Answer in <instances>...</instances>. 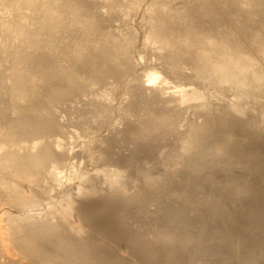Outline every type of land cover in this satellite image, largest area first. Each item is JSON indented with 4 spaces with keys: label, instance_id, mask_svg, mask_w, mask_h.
Wrapping results in <instances>:
<instances>
[{
    "label": "bare ground",
    "instance_id": "6f19581e",
    "mask_svg": "<svg viewBox=\"0 0 264 264\" xmlns=\"http://www.w3.org/2000/svg\"><path fill=\"white\" fill-rule=\"evenodd\" d=\"M1 1H3V3ZM1 1V4H5L6 6H3L4 8L2 10H8L7 13H9V16L7 17L4 14L8 19L3 20L5 17L2 16L3 19L0 21L1 28L3 27V29H5L3 32L6 31V35L4 34L6 37L4 36V38L8 40H6V42L2 38L0 41V264H264V220H257L258 222L255 220V222L253 219H250V215H247L248 219L253 222H250L251 224L248 223L250 226L248 225V228L246 226L245 230L241 229L244 231L243 233L246 237L243 235L241 236L240 232L242 231L240 229H236V231L234 225H232L234 227L233 229L236 232L240 231L237 236L235 233L234 236L233 233L231 234L233 231L231 230L232 227L230 229L231 231L227 229L230 231V233H227L223 228L225 226L221 227L220 225L214 224L210 226L206 223L194 222L191 217V212L200 211V206L203 203H199L200 206H198V202L193 200H202L203 197L191 199L193 196L191 198H187V196L184 202H182L184 206L181 203L179 207H166L164 201L161 200L163 204L160 202V199L159 201L157 199L159 196H161L160 198L162 199L163 195L158 193L159 191L161 192L164 187L160 186L162 189L159 188L161 190L158 189V193H156L155 184L157 185V183H160L159 180L157 182L156 178L152 175V178L146 177L151 179L150 181L146 180L148 184H151L149 186L147 185V187L145 186V188L142 186L145 185L142 184L145 181H140L142 182L140 183L141 187L139 186V190L137 192L134 191L135 193L133 192V194H127L129 193L128 191H131L128 189L130 185L127 186V182L114 185L112 190L115 196L113 195L109 200H106L104 204H100L98 201L85 204V201H82L78 196L79 199L77 198V200L81 202L77 200H75V202L81 205L78 204L79 206L77 205V207H75V204H73L75 202L72 203L71 201H67V198H59L56 200L57 195L49 193L51 190L59 187L62 188L61 190L64 192L63 185L66 184L70 187V184L74 182L75 179H79V182L80 180L83 182L86 179L85 176H87L86 173L89 170H83L84 168L82 169L80 167V163H78L80 164L78 167L77 161L79 159H77V161L74 159L84 154L83 150L89 148L87 146L88 144L92 149L93 141L95 143L97 142V140H93L92 142L86 140L89 143L87 142L85 149L82 148L83 153H78V150L75 152L76 150L71 151L68 149L67 145H69V139L72 141V138L70 136V138H68L67 134L71 135V130H74L73 127L78 125L75 121L74 123L76 125L70 121L71 125H74L73 127L71 126L73 129L68 127L70 126L67 125L68 120L73 117L71 111L75 112L74 109L76 108V112L79 109L80 112H78L81 113V110H83L85 111L84 113H86L85 119H87V121L91 119L92 121L94 120V122H86L96 123L97 118L101 114H104L105 117L110 114L111 110H109V108L112 109L114 107H111L113 105L112 101L115 99L114 97L117 93H119L122 83L130 79L129 76H132L134 63H132L133 58L128 54L129 49L131 50V45H129L131 41L123 39L122 36V38L120 36H115L116 32L114 33L113 30V34H111V31H105V25L108 26L110 24L112 27V25H114L113 23L116 20L118 21L120 16L125 13H127L125 14L127 16L128 12H130L129 10L132 11L136 9V11H138L137 9H141L144 4L148 5L145 13H148L146 18L147 22H150V31H148L146 41L149 44H160L159 50L157 49L158 51L156 52H158V57L162 60L161 63L165 68V70L164 68L162 70L168 72V75L172 73L176 76L178 75V77H181L183 80L191 79L192 81H188L189 83L186 84L181 83V85L176 86L177 88L175 87L176 91L170 92V80L163 75L161 70L159 71L155 68L147 72V74L145 73V79L139 78L140 75L138 74V76L134 74V79H132L134 81L129 80V83L132 81L131 83H135V85L129 84L131 86H129L130 88H128L126 93L132 97H129L131 99L129 100L130 106L127 105L131 108H139L140 110L138 111L146 112V115L144 112H142L144 113L143 115L139 112L141 116H145L138 117V114L137 124L133 121V123L136 124L133 132V139L138 141L136 144L141 142H139V140H143L141 143H144V141L147 142L146 144H148L147 147L149 149L144 151V147V149L141 150V146L138 148L141 151H138L142 153V155H146L147 160H151V158L156 159V155H158V157H162L161 155L163 153L166 155V149L169 147H164L163 141H166L170 133L172 135L173 131L176 130L177 132L178 128L180 129L181 122H186L185 120L187 117L185 118L184 116L187 114L180 117L182 112H186L185 109H190V107L194 108L195 106L199 108L198 110L200 111L201 108H204V110H211L210 108L213 107V103L211 104V102L210 104H203V101H205L204 99L207 97V93L204 92L205 89H203V91L200 89L202 88L201 86L196 85L199 84V79H208L207 81H211L210 85L212 86H215L216 83L219 85L225 83L224 85L226 88H233L238 91L236 93L240 100L241 97H249L250 93L252 91L254 92L252 88L259 89L261 87L260 82L264 83L262 82L264 81V0H178V6H176L177 4H172L175 0L172 2L171 0ZM255 6H261V8L258 7V9ZM129 15H131V13ZM225 16L228 18L232 17L231 19L235 21L237 26L233 24V27L226 31L221 30L224 29L221 27V22ZM256 16H259L260 19ZM28 17L31 19L30 22L26 20ZM206 19L213 22L211 27H205L204 24ZM227 20L228 19H226V21ZM254 20L257 27L260 24L258 25L256 22H260L259 20H261L262 23H260L262 26H260L261 28L256 27L257 30L256 32L254 31L255 34L252 31L254 35H251V30L254 29H252ZM117 21L115 23H117ZM231 23L233 22L231 21ZM117 26L119 27L118 24ZM72 29L77 30V32L81 34L79 37L80 39H75L76 36L74 35L76 31L74 34ZM99 35H103V39L100 38V41H98ZM117 35H119V33ZM97 36L99 37L97 38ZM94 37H96L97 40L94 39L95 41H93ZM78 42L80 46L77 44ZM64 62H66V64ZM193 78L198 79L196 80L197 82L195 79L192 80ZM191 84H195V86H191ZM258 85L260 86L259 88ZM99 86H101V88H99ZM204 86H206V84ZM257 91L258 90H256V92ZM223 94L225 95V91ZM223 94L220 96H223ZM223 97H221V100ZM239 99L233 104V109L237 111L236 113L248 114L249 112H246L248 108L244 104H241L242 101H239ZM245 100L243 99V102ZM244 106L246 108H244ZM122 107L123 106H121V108ZM208 110H206V112H208ZM61 111L63 114H65L64 112L68 114L65 120V123L67 122V127L63 126L65 124L62 125L60 122L62 119H60ZM128 111L131 110L129 109ZM107 112L109 113L107 114ZM187 112L189 111L187 110ZM76 114L78 115V113ZM223 114L226 113H222V115ZM68 116L70 117L68 118ZM134 116H136V114ZM102 117L98 118L99 120L97 123L102 121L100 119L105 118ZM182 117H184L185 120H183ZM207 117L204 119L206 120ZM82 118H84V114ZM213 118L211 119V115L209 116L211 122ZM77 119L78 122L80 120L82 121L80 118ZM105 119L108 120L107 118ZM181 119L183 121H181ZM209 119L207 118V120ZM195 122L196 119L192 123ZM206 122L204 121L203 123ZM211 122L210 125L212 126L214 123L211 124ZM97 123L95 125H97ZM192 123L190 125L193 127V131H188V137L186 138L188 141H186V139L184 141L178 139V141L182 143L185 142L182 144L183 146L186 144L184 148L180 145L183 151L186 150L184 152H188L191 150L192 155H190V157L186 156L188 159L184 157L186 155L185 153L179 155L181 159H183V156L184 159L188 160L189 165H186L190 167L189 171L198 175V173L196 174V172L200 171L198 168H201L203 165L210 166V164L207 162L206 164L205 161L212 153L215 154L217 151H220V153H227L230 151L228 144L232 142L231 137L233 140V136L228 134L229 137H226L228 139L224 138L225 141H220L217 139V135H214L216 134L214 131H216V129H218V131L221 129L214 126L216 129L214 130L211 127L214 131L212 130L213 132H210V127L208 126L207 128L205 126L207 124L204 125L201 121L199 123H202L201 125L195 123L193 126ZM85 124V128L81 126L83 125V121L82 124L80 123L78 125L83 128V133H86L91 125L89 124L88 127L86 124L88 127L86 128ZM98 125L101 126V124ZM187 125H189L188 122ZM100 126H95V128H99ZM183 127L187 128V126ZM91 128H93L92 125ZM129 128L128 130H130ZM64 129L66 131L70 130L71 132L67 131L70 132L67 133ZM84 129H87L86 132ZM131 129L133 130V128ZM75 131L77 132V130ZM91 131L93 132L95 130ZM185 131L187 130L185 129ZM73 133L75 136V132H72V134ZM91 134L92 133H90V135ZM218 134H220V131ZM87 135L86 137L90 136ZM71 136L74 137L73 135ZM171 141L169 143H171ZM72 142L71 145L75 143L74 141ZM98 143V145H100L101 142ZM175 145V147H177V144ZM73 146L75 147V145ZM105 147L107 148V146ZM70 148H72V146ZM104 148L103 150H105ZM109 148L110 149L105 151L100 150L101 152L103 151L102 154H99V157L96 156L99 158L100 167H102V169H99L103 172H107V176L114 173L115 179L117 178L118 182L120 179L122 181L129 176H131V181H133L136 174L132 177L133 174H131V172L128 173L129 176L123 174V172L126 171L125 168H129L136 163H134L135 158L132 160L129 156L130 159L124 160L117 151L115 152V150H112L113 147ZM233 149L232 151H234ZM88 150L90 151V148ZM87 151L85 153L86 155ZM142 151H144V153ZM168 152L170 153L171 151ZM180 152H182V150ZM89 153L91 154V152ZM232 154L231 152L230 155L232 156ZM171 155L168 158V154L164 162H167V164L176 163V165L183 166L177 162L180 158L177 159L178 154L172 157ZM222 156L223 154L221 153V157ZM215 159L212 160L216 162L217 160L215 161ZM219 160L220 159H218V161ZM98 161L96 160L97 164H99ZM159 161L156 162L159 163ZM214 162H212L214 166L211 163V169H213V167L215 168L216 164H219L217 162L214 164ZM167 164L165 163V165ZM176 165V169L173 167L174 165H171L175 171L178 169ZM220 165L221 164L218 166L220 167ZM171 166L170 168H168L169 166H164L165 169L168 168L165 170V175L172 172V170H170L171 172L169 171V173H167V170L172 168ZM66 168H74L70 170L71 172L69 171L70 175L68 172L69 176L65 174ZM151 168L153 169L152 166ZM149 170H142V173H140L145 176V173L149 172ZM67 171L68 170H66V172ZM162 171L160 170V172ZM174 172L171 173L172 176L178 173V171ZM180 172L181 171H179V173ZM95 173L97 172L95 171ZM183 173L181 174L183 175ZM178 174L176 176L180 178L181 175ZM96 176L97 175H95V177ZM172 178L174 182L175 178ZM179 178L178 180H180ZM181 179H184V176ZM89 180L91 181H88V184L91 185L90 183L94 179L92 177ZM65 181L71 183L67 184ZM181 181L183 182V180ZM195 181L197 182V180ZM84 182L86 183L87 180ZM84 182L80 183V187L85 184ZM166 182L170 183L168 181ZM188 182L190 181L188 180ZM129 183L130 182H128V184ZM89 187L91 189L92 185ZM186 187L187 186H185V188ZM244 187L248 188L246 185ZM152 188H155L151 191L152 194L155 192V196L157 197L154 195L150 196V194L146 192L147 190L149 192ZM201 188L202 187L197 184V191ZM80 189L81 188H79V190ZM82 189L84 190L85 187ZM237 190L241 192L240 188H233L231 192L235 196L240 195L241 193L237 194ZM90 191L91 190H89V192ZM89 192H87V194ZM253 192H256V190ZM79 193L83 194L85 191H79ZM94 193L93 190L92 194ZM233 194L230 195L232 196ZM85 195L86 193L84 196ZM90 195L91 193L86 199L89 198ZM205 196H207V194ZM172 197L173 196H171V198ZM207 197L208 198H204V200L206 199L207 201L205 202L211 206L208 212L212 214L211 216H213V219H219L218 216L224 215V217H228V219L231 218L232 220V216L234 215L231 214L233 213L227 214L228 216L224 214L226 211H224L225 206L228 205L227 203V205L224 206L225 203L223 204L221 202L222 199L220 200V198L213 196V194ZM171 202L174 203V201ZM46 203L49 205L47 210L48 214H45L46 212L43 214L42 212L41 214H43V216H40L38 210ZM109 204L115 207V213H110L108 208ZM250 206L252 207V205L249 204V207ZM255 206L254 208L252 207L253 209L250 207L252 212L249 211L250 208L245 209L248 210L247 212H249V214H252L251 216L254 219L256 218V214H258L257 217L259 218V215L262 213L260 212L259 214V211H263L260 210L261 208H255ZM13 208L19 211L20 216H16V214L13 215L15 213L12 211ZM133 208L135 209L133 210ZM196 208H199V210H196ZM127 209L130 210L128 212L132 210V214H135L131 216V219L134 220L132 223L126 221L128 220L126 215L130 218V213L127 212ZM228 209L230 211L232 210L230 207ZM257 209H259V211H256L257 213L253 211ZM229 210H227V213H230ZM125 212L128 214L126 213L124 215L123 213ZM137 215L144 216L145 220L144 217L140 220V216ZM261 216L264 217L262 214ZM6 217L8 220L7 222H9L8 224H10L9 228L2 225ZM20 220H23L24 223ZM136 220H139V222H135ZM229 226L231 225L229 224ZM6 230L11 231V238L9 240L3 238L4 231ZM250 233L252 236H249ZM242 248L245 251L244 253L243 251L241 252ZM25 259L28 261H25Z\"/></svg>",
    "mask_w": 264,
    "mask_h": 264
},
{
    "label": "rangeland",
    "instance_id": "374dc122",
    "mask_svg": "<svg viewBox=\"0 0 264 264\" xmlns=\"http://www.w3.org/2000/svg\"><path fill=\"white\" fill-rule=\"evenodd\" d=\"M1 1V0H0ZM149 1V0H148ZM173 0H171V2H172ZM177 1L178 0H175V1H173L172 2V4L173 5H176V6H178V3H177ZM2 3H3V1H1ZM1 2H0V12H1V14H0V21H2V19H3V17L2 16H4L5 18H6V16L8 17L9 16V13H7V11L8 10H6V9H4V10H6V11H3L2 9L4 8V7H6L5 6V4H1ZM175 2V3H174ZM179 2V1H178ZM180 4V3H179ZM181 5V4H180ZM4 6V7H3ZM146 7H148V5H146V4H144V6L143 7H141V9H137L138 11H136V9L135 10H129L130 12H128V17H129V19H128V17L125 15V14H127V13H125L124 15L126 16H124V15H122V16H120L119 18H118V21H117V23H113L114 25H112V27L110 26V24L108 25L109 27H110V29H109V27L107 26V25H105L104 27V30L105 31H111V34H113V32L116 34H114L115 36H122L123 37V39H128V40H130L131 42H130V44L129 45H131V50L129 49V56L131 57V58H133V60H132V63H134L135 64V66H134V64H133V67H134V72H133V70H132V76H129L130 77V79H127V80H125L123 83H122V85H121V88L119 89V93H117V95L114 97L115 99H113V101H112V106L111 107H113L112 109L111 108H109V110H111L110 111V114H108L109 112H107V114H108V116H104V114H101L98 118H100V117H102V118H107L108 120H106L105 118L104 119H100V120H102L101 122H99V123H97V121L99 120L97 117V121H96V123H97V125H95L96 123H87V122H94V120L92 121V119L90 120V121H87V119H85V114L86 113H84L85 111H83V110H81V113H79L80 111H79V109H78V111L76 112V108L74 109L75 110V112H73V111H71L72 113H73V117H71V119L70 120H68V124L67 125H70V126H68L70 129H73L74 128V130H71L72 132H75V134L77 135H75L74 136V133L72 134V132L70 131V130H67V131H70V132H67L65 129H67V128H65L64 129V131L65 132H67V133H70L71 135H73L74 137H72L71 135H68L67 134V136H68V138H72V141H74L75 143L73 144V145H75V147L73 146V145H71V142L72 141H70V139H69V145H67V147H68V149H70L71 151L73 150V151H75V152H77V150H78V153H83L84 152V154H79L80 156H81V159H80V156H79V158H78V156H77V158H75L74 160H76L77 161V159H79L78 161H77V164L78 163H80V164H78V167H79V165H80V167L83 169V170H89L87 173H86V175L88 176H85V180L84 181H86L87 180V182L85 183L84 181V185L82 186V187H80V183H83L81 180H80V182H79V179H75V181H76V183H75V181L74 182H69V181H65V183H67V184H69V183H71L70 184V187H69V185H66L65 183V185H63L62 187H63V189H64V192H63V190H61L62 188H55V189H53V190H51L49 193L50 194H56L57 196H56V200H58L59 198H67V201H71L72 203L73 202H75V200H77V198H78V196H79V198L83 201H85V204H89V202L90 203H92V202H100V204H104V202L106 201V200H109L113 195H114V192H113V190H112V188H113V186L114 185H117L118 183H122V182H124V183H126L127 182V186L128 185H130V186H128L127 188L129 189V190H131V191H128L129 193H127V194H133V192L135 191V192H137L138 190H139V188L141 187V184L140 183H142V182H144V183H142V184H145V185H142V186H146L147 187V185L149 186L150 184H148L147 183V181L146 180H151L150 178H152V176H154L155 178H156V180H157V182H158V180H159V183L160 184H158L157 182V185L155 184V186H156V190H155V192L156 193H158V189L159 188H161V187H164L163 188V190L162 191H164V192H160L159 191V193L158 194H160V195H163V197H162V199L160 198L161 196H159L157 199H158V201H159V199H160V202L161 203H163L162 201H164V203H166V204H164V205H166V207H179V205H181V203L182 202H184V200L186 199L185 197H187V198H191L192 196V198L191 199H194L195 197V199H197L198 197L199 198H202L203 197V201L201 200V199H197V200H193V201H197L198 202V204L199 203H203L201 206H200V204L198 205V206H200V211H195V212H191V217H192V219H193V221L194 222H202V223H206V224H208V225H210V226H212V224H214V225H220L221 227H223V226H225V227H223L224 228V230L227 232V233H230V231L231 230H233L232 232H231V234L233 233V236H234V233H235V235L237 236L238 235V233L240 232V231H238V232H236L237 230H241V229H246V226H247V228L250 226L249 224H251L253 221H262V220H264L263 218L264 217H262L261 216V214L264 216V95H262V94H264L263 92H264V83H261L260 82V86L258 85V88L259 89H255V88H252V90H254V92L252 91L251 93H253V94H251L250 93V95H249V97L246 99L245 97H241V100L238 98L239 96L237 95V93L236 92H238L237 90H235V89H233V88H226L225 87V83H221L220 85L219 84H217L216 83V85H218V86H212V85H210V82L211 81H207V80H205V79H199L200 81H199V84H196V85H198V86H201L202 88H200L202 91H203V89H205L204 90V92H206L207 93V97L204 99L205 101H203L204 103L203 104H205V103H209L210 104V102H211V104H212V108H210L211 110H208V109H206V110H208V112H206V110H204V108H201V109H203V110H201L200 109V111L198 110L199 108H197V107H195L194 106V108L193 107H190V109H185L186 110V112L184 111V112H182L181 114H180V117L181 116H184L185 114H187V115H185L184 117L186 118V120L184 119V117H182V119L183 120H185L186 122L184 123V122H181V125H182V123H183V125L181 126L180 125V129L178 128V130H177V132H176V130L175 131H173L172 132V135H171V133H170V135H168L167 136V138H166V141H167V143H166V141H163V145H164V147H169L168 149H166V152H165V154L166 155H164V153L161 155L162 157H158V155H156L155 157H157L156 159L155 158H151V160H147V158H146V155L144 156V154L142 155V153H140L139 151H141V150H143L144 149V147H145V149H144V151L145 150H148L149 148L147 147L148 146V144H146L147 142H145L144 141V143H141L143 140H139V144H136V143H138V141H135L133 138H134V135H133V132H134V128H135V125L137 124L136 123V121H137V116H138V114H139V116L138 117H144L145 115H146V112L145 111H138V110H140L139 108H131V107H129L130 105H129V100H131L129 97L131 96V95H129L128 93H126L127 91H128V88H130L129 86H131L132 84L133 85H135V83H131L132 81H134V80H132V79H134L133 77L136 75V76H138V75H140L139 76V78L141 77V78H143V79H145L144 78V75H146L147 74V72H149V71H151V70H153L154 68L155 69H158L159 71L161 70L162 71V73H163V75L165 76V77H167L168 78V80H170L169 81V87H170V92H174V90L176 91V86H178V85H181V83L182 84H186V83H189L190 81H191V79L190 80H188V79H182L181 77H178V75L176 76L175 74H172V73H170L169 75H168V72H166V71H164L165 70V68H164V66H163V64L161 63V59H159L160 57H158L159 55H158V52H156V51H158L159 50V45H158V43L156 44V43H153V44H149V43H147V41H146V37H147V34H148V31H150V22L148 23L147 22V18H146V16H148V13H145L146 11H147V8ZM180 7V6H179ZM255 7H257V6H255ZM259 7V6H258ZM257 7V8H258ZM259 8H261V6L259 7ZM258 8V9H259ZM125 9V8H124ZM257 9V10H258ZM128 10V9H127ZM136 11V12H135ZM3 12V13H2ZM133 12H134V14H133ZM131 13V15H129ZM138 13V14H137ZM144 13V14H143ZM3 14V15H2ZM6 16H5V15ZM146 14V15H145ZM144 15V16H143ZM260 15V14H259ZM124 16V17H123ZM227 16V15H226ZM225 16V17H226ZM223 18V19H225V20H223L222 19V22H221V24L223 25V22H224V25L222 26L221 24H220V22H219V24L221 25V27L222 28H224V29H221V30H224V31H226L227 29H229V28H231V27H233L232 25L234 24V26H237V24L235 23V21L233 20V19H231L230 17V19L228 18V17H226V18ZM256 17H258L259 19H260V17L259 16H256ZM256 17H255V19H256ZM3 19V20H7L8 18H6V19ZM122 18V19H121ZM124 18H126V19H124ZM207 18H209V17H207ZM120 19V20H119ZM210 19V18H209ZM226 19H228L227 21H226ZM26 20H29L28 22H30L31 21V19H30V17H28ZM230 21V22H229ZM231 21L233 22V23H231ZM257 21V20H256ZM260 22H261V20H259ZM120 22V23H119ZM125 22V23H124ZM227 22V23H226ZM260 22H256L259 26L257 27V25H255V20L253 21V25H252V29L253 30H251V35H254L255 34V32H256V30H257V28H261L260 26H262V22L260 23ZM182 23V22H181ZM115 24H116V26H115ZM117 24L119 25V27L117 26ZM121 25H122V27H121ZM124 25V26H123ZM205 27H211L212 25H213V22H211V21H209V20H207L206 19V21H205ZM114 26V27H113ZM230 26V27H229ZM115 27H117V28H115ZM257 27V28H256ZM121 28V29H120ZM226 28V29H225ZM256 28V29H255ZM264 28V27H263ZM2 29V30H1ZM117 29V30H116ZM3 30H5V29H3V27L1 28V26H0V41L2 40V38L4 39V41H6L7 40V38L5 39L4 38V36L6 35V31H4L3 32ZM112 30H113V32H112ZM115 30V31H114ZM76 31V32H75ZM254 32V34H253V32ZM1 32H2V34H1ZM72 32L75 34H73L74 36H76L75 37V39L76 40H78V39H80L79 37H80V33L79 32H77V30H73L72 29ZM147 32V33H146ZM119 33V35H117ZM122 33V34H121ZM5 34V35H4ZM100 36V37H99ZM99 36H97V38L99 39L98 41H100V38H102L103 39V35L101 36V35H99ZM6 37V36H5ZM121 37V38H122ZM94 39H96V37H94L93 38V41H95ZM97 40V39H96ZM112 40H113V38H112ZM8 41V40H7ZM6 41V42H7ZM80 42V41H79ZM79 42L77 43L79 46H80V44H79ZM129 42V41H128ZM158 45V46H157ZM77 46V45H76ZM153 46V47H152ZM158 48H157V47ZM154 47H156V48H154ZM152 48V49H151ZM158 49V50H157ZM155 51V52H154ZM155 53V54H154ZM131 54V55H130ZM155 59V60H154ZM65 64H66V62H64ZM162 66V67H161ZM164 68V70H162ZM136 69V70H135ZM146 73V74H145ZM135 74V75H134ZM138 74V75H137ZM143 76V77H142ZM176 76V77H175ZM132 77V78H131ZM195 78H193L192 80H194ZM129 80H132V81H130V83H129ZM196 80H198V79H195V81ZM127 81V82H126ZM189 81V82H188ZM192 82V81H191ZM194 82V81H193ZM197 82V81H196ZM209 84H208V83ZM262 82H264V81H262ZM171 83V84H170ZM202 83V84H201ZM259 83V82H258ZM128 86H127V85ZM129 84H131V85H129ZM195 84H191V86H195ZM206 84V86H204ZM222 85H224V86H222ZM174 86V87H173ZM204 86V87H203ZM210 86H212V87H210ZM222 86V87H221ZM96 87H98V86H96ZM126 87H127V89H126ZM173 87V88H172ZM176 87V88H175ZM219 87V88H218ZM99 88H101V86H99ZM217 88V89H216ZM224 88H225V90H224ZM102 89H104V88H102ZM207 89H209V90H207ZM214 89H216V90H214ZM256 90H258L257 92H256ZM224 91H225V95L223 94L224 93ZM223 92V93H222ZM235 92V93H234ZM210 93V94H209ZM212 93V94H211ZM255 93V94H254ZM256 93H258V94H256ZM260 93V94H259ZM221 94H223V96H225V97H223V96H220ZM229 96H228V95ZM210 95H212V96H210ZM217 96V98H216V96ZM128 96V97H127ZM228 98H227V97ZM235 96V97H234ZM255 96V97H254ZM262 96V97H261ZM132 97V96H131ZM213 97V98H212ZM221 97H223L222 98V100H221ZM258 97H260V98H258ZM127 98H129V99H127ZM209 98V99H208ZM220 98V99H219ZM229 99H230V101H229ZM235 99V100H234ZM238 99H239V101H242V103L241 104H244L248 109H250V110H248V109H246L247 111V113L248 114H246V113H242V114H239V113H236L237 111H235V109H233V104L234 103H236L237 101H238ZM243 99L245 100L244 102H243ZM217 100V101H216ZM237 100V101H236ZM258 100V101H257ZM115 101V102H114ZM207 101V102H206ZM215 101V102H214ZM222 103V104H221ZM248 103V104H247ZM129 106H128V105ZM215 104H216V106H215ZM230 104V105H229ZM121 106H123L122 108H121ZM215 106V107H214ZM244 106V108H246ZM249 106V107H248ZM124 108V109H123ZM155 108V107H154ZM232 108V109H231ZM127 109V110H126ZM131 110V111H128V110ZM135 109V110H134ZM73 110V109H72ZM125 110V111H124ZM137 110V111H136ZM187 110L189 111V112H187ZM235 112H234V111ZM255 110V111H254ZM113 111V112H112ZM123 111V112H122ZM232 111V112H231ZM62 112V111H61ZM71 112H70V114H71ZM136 112V113H135ZM138 112V113H137ZM143 115L144 113H145V115L144 116H141V114ZM142 112H144V113H142ZM195 112V113H194ZM204 112V113H203ZM214 112V113H213ZM65 114H63V112L61 113V116H60V119H61V123H62V125L63 124H65V125H63V126H65V127H67V125H66V123H65V120L67 119V113L66 112H64ZM75 113V114H74ZM76 113H78V115L79 114H82V115H79V117H78V115L76 114ZM221 113V114H220ZM222 113H226V114H223L222 115ZM235 113H236V115H235ZM83 114H84V118H82L83 117ZM136 114V116H134ZM201 114V115H200ZM214 116H213V115ZM246 114V115H245ZM63 115V116H62ZM64 115H65V117H64ZM211 115V119L213 118V120H212V122H211V120L209 119V116ZM71 116H72V114H71ZM110 116V117H109ZM208 116V117H207ZM216 116V117H215ZM220 116V117H219ZM224 116V117H223ZM70 116H68V118H69ZM134 117H136V118H134ZM205 117H207L209 120H210V122H211V124H213L212 126L210 125V122H209V120H207V118H206V120H207V122H206V120L204 119ZM222 117H223V119H222ZM239 117H240V119H239ZM246 117V118H245ZM75 118V119H74ZM77 118H80V119H82V121H83V125H81V126H84V124L86 123L87 125H88V127H89V124H91L92 125V127L94 128H91V125H90V127L88 128L87 127V125H86V128H88L89 130L87 131V132H89V133H87L86 132V130L87 129H84L85 130V132L88 134V135H90V133H92L90 136H88L86 133H83L84 131H82V129L83 128H85V126L82 128L81 126L79 127L78 125L81 123L82 124V121L80 120L79 122L77 121L78 119ZM96 118H94V119H96ZM134 118V119H133ZM218 118V119H217ZM232 120H231V119ZM248 118V119H247ZM59 119V120H60ZM77 119V120H76ZM132 119V120H131ZM181 119V121H183ZM195 119H196V124L197 125H201L204 121L206 122V123H203L204 125L205 124H207V125H205L207 128H208V126L210 127V132H213L216 128H214V126L215 127H217V128H219V129H221V130H219L220 131V134H218L219 133V131H218V129H216V131H214V132H216V134H214L216 137H217V139H219L220 141H225V139H228V138H226V137H229L228 136V134L230 135L231 134V136H233V140H232V137H231V141L232 142H230V144H228V146H229V150L233 153L232 154V156L230 155L231 154V152L230 151H228L227 153L226 152H221L222 154H223V156L221 157V153H220V151H217V152H215V154L216 153H218V154H213L212 153V155H213V158H212V155L211 156H209V157H211V158H209V157H207L206 159L208 160H206L205 161V163L207 162V163H209L210 164V166L209 165H203V166H201V168H198V170H200V171H198V172H196V174L198 173V175H195L192 171H189L190 169V167L188 166L189 165V162H188V160H186V159H188V157H190V155H192V151L191 150H189L188 152H184V151H186V150H184L183 151V148H184V146L186 145H182V144H184V143H182L181 141H184L188 136H187V134H188V131L189 130H191V131H193V127L190 125L192 122H194L195 121ZM204 119V120H203ZM64 121V123H63V121ZM130 120V121H129ZM190 120H191V122H190ZM203 120V121H202ZM223 120V121H222ZM70 121H72V123L73 124H75L74 123V121L76 122V124L78 123V127L77 126H75V127H73L72 125H71V122ZM87 121V122H86ZM106 121V122H105ZM109 121V122H108ZM133 121H134V123H136V124H134L133 123ZM199 121V122H198ZM200 121L202 122L201 124H199L200 123ZM216 121V122H215ZM103 122H104V125H103ZM128 122H129V124H128ZM187 122L189 123V125H187ZM222 122V123H221ZM224 122V123H223ZM112 123V124H111ZM195 123H192L193 124V126H194V124ZM219 123V124H218ZM75 124V125H76ZM98 124H101V126L100 125H98ZM134 125V127H133V125ZM209 124V125H208ZM217 124V125H216ZM228 124H229V126H228ZM120 125V126H119ZM127 125H131V126H127ZM222 125V126H221ZM225 127H224V126ZM227 125V126H226ZM73 128H72V127ZM95 126H100L99 128H97V130H96V128H95ZM124 126V127H123ZM183 126H187V128L186 127H183ZM190 127V129H189V127ZM103 127V128H102ZM115 127H116V129H115ZM129 127H131V128H133V130L131 129V128H129ZM191 127H192V129H191ZM214 129H212V128ZM222 127H223V129H222ZM68 128V129H69ZM80 128V129H79ZM90 128H91V130H95V131H91L90 130ZM120 128H122V129H120ZM128 128L130 129V130H128ZM183 128V129H182ZM242 128V129H241ZM126 131H125V130ZM182 129V130H181ZM185 129L187 130V131H185ZM75 130H77V132L75 131ZM122 130V131H121ZM213 130V131H212ZM98 133H97V132ZM184 133H183V132ZM81 132V133H80ZM128 132V133H127ZM176 132V133H175ZM179 132V133H178ZM186 132V133H185ZM190 132V131H189ZM117 133V134H116ZM132 133V134H131ZM249 133V134H248ZM80 134H81V136H80ZM83 134V135H82ZM90 138H88V137H86V135ZM99 134V135H98ZM175 134V135H174ZM177 134H180V135H177ZM183 134H184V136H183ZM185 134H186V136H185ZM79 135V136H78ZM97 135V136H96ZM175 137H174V136ZM177 135V136H176ZM182 135V136H181ZM212 135H213V133H212ZM213 135V136H214ZM70 136V137H69ZM96 138H95V137ZM115 136H117V137H115ZM173 136V137H172ZM77 137V138H76ZM99 137V138H98ZM110 137V138H109ZM166 137V136H165ZM180 137V138H179ZM185 137V138H184ZM219 137V138H218ZM73 138H75V139H73ZM91 138H95V139H91ZM173 138V139H172ZM183 138V139H182ZM225 138V139H224ZM103 139V140H102ZM130 139V140H129ZM175 139V140H174ZM178 139L179 140H181V141H178ZM221 139H223V140H221ZM86 140H88L89 142L91 141H93V140H97V142L95 143L94 141H93V145H92V147L94 148H92L91 149V147L89 146V144L87 145V142L88 141H86ZM109 140V141H108ZM133 140V141H132ZM165 140V139H164ZM171 141V143H169L170 141ZM169 141V142H168ZM175 141V142H174ZM186 141H188L187 139H186ZM80 142V143H79ZM88 142V143H89ZM98 142H103L102 143V145H101V143H100V145H98L99 143ZM118 144H117V143ZM134 142H135V144H134ZM177 142V143H176ZM73 143V142H72ZM95 143V144H94ZM130 143H133V144H130ZM180 143V144H179ZM187 143V142H186ZM232 143V144H231ZM85 144V145H84ZM112 144V145H111ZM129 144V145H128ZM145 144H146V146H145ZM167 144V145H166ZM171 144V145H170ZM175 144H177V147H175L176 145ZM65 145V146H66ZM72 146V148H70L71 146ZM86 145L90 148V151L88 150L89 148H86ZM90 145H91V143H90ZM97 145H98V147H97ZM107 146V148L105 147V146ZM111 145V146H110ZM135 145H136V148H135ZM139 145V146H138ZM169 145V146H168ZM172 145H174V146H172ZM183 147H181V146ZM231 145V146H230ZM82 146V147H81ZM84 146V147H83ZM128 146V147H127ZM142 146V147H141ZM178 146H180V147H178ZM105 147V148H104ZM109 147H113L112 148V150H115V152L117 151V153H119V155L120 156H122V158H124V160H126V159H130V157L132 158V160L134 159V163L135 164H133V165H131V167H129V168H131V169H129V168H125L126 169V171H124L123 172V174H125V175H128V173H130L131 172V174H133L132 175V177H134V175L136 174L137 175V177H136V175H135V177H134V179H133V181H131V176H129V177H124L125 178V180L123 179L122 181H121V179L119 180V182L117 181L118 179L116 178L115 179V175H114V173L113 174H110V176H107V172H103L101 169H102V167H100L101 165H100V162L98 161V157L102 154V152L103 151H105V150H107V149H110ZM127 147V148H126ZM141 147V150L140 149H138V148H140ZM164 147H163V149H164ZM173 147V148H172ZM85 149L86 148V150H83V149ZM103 148L105 149V150H103ZM121 148V149H120ZM177 148V149H176ZM228 148V147H227ZM233 148H235V149H233L234 151H232V149ZM249 148V149H248ZM81 149V150H80ZM137 149V150H136ZM260 149H261V151H260ZM82 150H83V152H82ZM91 152V154L88 152ZM100 150H103L102 152L100 151ZM121 150V151H120ZM139 150V151H138ZM174 150V151H173ZM182 150V152H180ZM228 150V149H227ZM256 150V151H255ZM86 151H87V155L85 154L86 153ZM94 151V152H93ZM99 151H100V153H99ZM144 151H142L143 153H144ZM168 151H171L170 153L168 152ZM191 151V152H190ZM253 151V152H252ZM93 152V153H92ZM126 152V153H125ZM137 152H138V154H137ZM177 152V153H176ZM180 152V153H179ZM174 153V154H173ZM183 153H185L184 155V157L186 158V159H184V157L182 156V158L183 159H181V156L179 155V154H181V155H183ZM188 153V154H187ZM194 153V152H193ZM220 153V154H219ZM240 153H242V154H240ZM247 153V154H246ZM90 154V155H89ZM94 154H95V156H94ZM100 154V155H99ZM134 154V155H133ZM168 154H169V156H168ZM172 154V155H171ZM178 154V155H177ZM226 154V155H225ZM230 156H229V155ZM126 155H128V156H126ZM170 155H171V157L172 156H176L177 155V159L179 158V161H177L178 162V164L180 163V164H182L183 166H180V165H176V163L175 164H173V163H169V164H167V162H164V160H165V157L166 156H168V158L170 157ZM219 155V156H218ZM228 155V156H227ZM233 155H235V156H233ZM241 155V156H240ZM244 155V156H243ZM253 155V156H252ZM86 156H90V157H86ZM96 156H98V157H96ZM130 156V157H129ZM186 156H188V157H186ZM215 156H216V159H215ZM219 158H218V157ZM95 157V158H94ZM128 157V158H127ZM140 157V158H139ZM143 157V158H142ZM232 157V158H231ZM93 158H94V162H93ZM97 158V159H96ZM164 158V159H163ZM167 158V157H166ZM209 158V159H208ZM221 158H223V159H221ZM236 158V159H235ZM142 159V160H141ZM159 159H160V161H159ZM212 159H215V161L217 162V163H219V164H221L220 165V167L218 166L219 164H216V162H214V160H212ZM218 159H220L219 161H218ZM238 159V160H237ZM247 159V160H246ZM252 159V160H251ZM73 160V161H74ZM86 160H87V162H86ZM96 160L98 161V163L99 164H97L96 163ZM123 160V161H124ZM140 160V161H139ZM153 160H155V161H153ZM162 160V161H161ZM186 160V161H185ZM210 160V161H209ZM230 160V161H229ZM234 160V161H233ZM240 160V161H239ZM75 161V162H76ZM80 161V162H79ZM83 161V162H82ZM86 163H85V162ZM91 161H92V163H91ZM147 161H149V162H147ZM159 161V163H157V162ZM184 161V162H183ZM243 161V162H242ZM138 162V163H137ZM151 162V163H150ZM153 162H156V163H153ZM164 162V163H163ZM212 162H214V164H216V166H217V168H216V166H215V168L213 167V169H211L212 168V165H213V163ZM224 162V163H223ZM226 162V163H225ZM142 163V164H141ZM146 163V164H145ZM150 163V164H149ZM165 163L167 164V165H165ZM185 163V164H184ZM206 163V164H207ZM211 163H212V165H211ZM254 163V164H253ZM144 164V165H143ZM149 164V165H148ZM158 164H159V166H158ZM161 164V165H160ZM186 164H188V165H186ZM136 165V166H135ZM138 165V166H137ZM147 165V166H146ZM166 166H169L168 168H170V166L172 165H174L173 167L175 168V165H176V167H178V169L175 171V169H173V167L171 168V169H169V170H167V173H169V171L170 170H172V172H177L178 171V173H179V171H181L178 175H181L180 176V178L178 177V176H176L177 174L175 173V174H173V175H175V176H172L171 175V173H169V174H167V175H165L166 173V169H168V168H166L165 169V167ZM82 166H86V167H82ZM140 166H142V167H140ZM144 166H145V168H144ZM151 166L153 167V169L151 168ZM158 166V167H157ZM214 166V165H213ZM113 167H115V166H113ZM135 167V168H134ZM159 167H161V168H159ZM181 169H180V168ZM186 167V168H185ZM91 168V169H90ZM93 168H94V170H93ZM99 168H101V169H99ZM134 168V169H133ZM203 168V169H202ZM219 168H220V170H219ZM72 169H74V168H72ZM72 169H70V168H66L65 169V174L66 175H68V172L70 171V170H72ZM124 169V168H123ZM149 170V172H147V173H145L146 175L145 176H143L144 174H141L142 172V170ZM158 169V170H157ZM188 169V170H187ZM215 169V170H214ZM217 169V170H216ZM66 170H68L67 172H66ZM101 172H100V171ZM139 170V171H138ZM160 170L162 171V170H164V171H162V172H160ZM185 170V171H184ZM93 171V172H92ZM95 171L97 172V173H95ZM135 171V172H134ZM152 173H151V172ZM183 171H184V173H183ZM71 172V171H70ZM70 172H69V175H70ZM141 172V173H140ZM164 172V173H163ZM186 172V173H185ZM94 173V174H93ZM149 173V174H148ZM151 173V174H150ZM162 173V174H161ZM181 173H183V175L181 174ZM190 173V174H189ZM192 173V174H191ZM138 174H139V177H138ZM155 174V175H154ZM160 174V175H159ZM68 175V176H69ZM95 175H97L96 177H95ZM119 175V174H118ZM148 175V176H147ZM152 175V176H151ZM169 175H170V177H169ZM91 176V177H90ZM100 176V177H99ZM142 176V177H141ZM165 176H166V178H165ZM174 177L175 178V180H174V182L172 181V177ZM183 176H184V179H181V178H183ZM211 176V177H210ZM223 176V177H222ZM227 178H226V177ZM67 177V176H66ZM93 177V179L95 180H92V182L90 183L91 185H92V187H91V189H90V187L89 186H91V185H89L88 183V181H91V180H89L90 178H92ZM95 177V178H94ZM146 177H150L149 179L148 178H146ZM153 177V179H154V181H155V178ZM180 179V180H178V178ZM213 177V178H212ZM222 177V178H221ZM121 178V177H120ZM135 178H137V179H139V178H141V179H139L138 181H136L137 179H135ZM164 178H165V180H164ZM167 178H169L170 179V181H169V179H167ZM190 178V179H189ZM210 178V179H209ZM98 179V180H97ZM163 181H162V180ZM167 179V180H166ZM193 179V180H192ZM197 180V182L195 181V180ZM214 179V180H213ZM135 180V181H134ZM160 180H161V182H160ZM181 180H183V182L181 181ZM188 180L190 181V182H188ZM215 180H216V182H215ZM140 181H142V182H140ZM148 181V182H149ZM154 181H152V182H154ZM166 181H168V182H172L171 184L170 183H167ZM185 181V182H184ZM187 181V182H186ZM128 182H130L129 184H128ZM177 182V183H176ZM192 182H193V184H192ZM94 183H96V184H94ZM167 183V184H166ZM181 183V184H180ZM187 183H188V185H187ZM86 184H87V186H86ZM136 186H135V185ZM163 184V185H162ZM197 184L198 185H200L202 188L199 190V191H197V189H196V186H197ZM126 185V184H125ZM137 185H138V187H137ZM159 185V186H158ZM164 185H166V186H164ZM196 185V186H195ZM248 186V188L247 187H244V186ZM65 186V187H64ZM72 186V187H71ZM132 186V187H131ZM140 186V187H139ZM161 186V187H160ZM185 186H187L186 188H185ZM240 186H242V187H240ZM251 186V187H250ZM85 187V189L83 190L82 188H84ZM86 187H87V189H86ZM98 187V188H97ZM145 187V188H146ZM189 187V188H188ZM192 187H193V189H192ZM194 187H195V189H194ZM236 187V188H235ZM70 188V189H69ZM79 188H81L80 190H79ZM93 188V189H92ZM131 188V189H130ZM135 188V189H134ZM233 188L234 189H237V188H240L241 189V192L240 191H238V193L237 194H240V195H237V196H235L232 192H231V190H233ZM246 190H245V189ZM254 188V189H253ZM155 189V188H154ZM153 188L151 189V190H149V192H148V190L146 191L147 193H149L150 194V196L152 195H154L155 196V192H153V194H152V192L151 191H153L154 190ZM162 189V188H161ZM161 189H159V190H161ZM243 189V190H242ZM65 190H67V191H65ZM87 190V191H86ZM89 190H91L90 192H89ZM93 190H94V194H92L93 193ZM112 190V191H111ZM249 192H248V191ZM250 190H251V193H250ZM256 190V192H253V191H255ZM79 191H85V193H86V195L84 196V194L85 193H79ZM97 191V192H96ZM87 192H89L88 194H87ZM134 192V193H135ZM248 192V193H247ZM80 195H79V194ZM91 193V195L89 196V198H87L86 199V197L89 195ZM146 193V194H147ZM76 194V195H75ZM200 194V195H199ZM207 194V196L208 195H212L213 194V196H215V197H218V198H220V200H221V202L224 204V206L225 205H227V206H225V209H224V214H225V216H228L229 214H231V213H233V214H231V215H234V216H232V220H231V218L230 219H228V217H224V215H222V216H218V218L219 219H217L216 217V219H213L212 217L213 216H211L212 214L210 213V212H208V211H210V205H208V203H206L205 201H207L206 199L208 198L207 196H205ZM218 194V195H217ZM223 196H222V195ZM230 194H233L232 196L230 195ZM247 194V195H246ZM82 195V196H81ZM190 195V196H189ZM195 195V196H194ZM217 195V196H216ZM228 195V196H227ZM250 195V196H249ZM81 196V197H80ZM115 196V195H114ZM164 196H165V198H164ZM168 196V197H167ZM170 196V197H169ZM171 196H173L172 198H171ZM175 196V197H174ZM180 196V197H179ZM202 196V197H201ZM225 196H227V197H225ZM155 197H157V196H155ZM154 197V198H155ZM178 197V198H177ZM229 197V198H228ZM240 197V198H239ZM247 197V198H246ZM254 197V198H253ZM78 198V199H79ZM169 199V201H168V199ZM177 198V199H176ZM182 198H184V199H182ZM204 198H206L205 200H204ZM224 198V199H223ZM231 198H233V199H231ZM237 200H236V199ZM239 198V199H238ZM252 198V199H251ZM255 198H256V200H255ZM74 199V200H73ZM93 199V200H92ZM175 199V200H174ZM182 201H181V200ZM262 199V200H261ZM92 200V201H91ZM95 200V201H94ZM162 200V201H161ZM179 200V201H178ZM201 200V201H200ZM225 200V201H224ZM66 201V202H67ZM78 202H81V201H79V200H77ZM171 201H174V203H172ZM73 203V204H75L74 206L75 207H77V205L78 204H80V203ZM155 202V201H154ZM177 202H179V203H177ZM244 202V203H243ZM156 203V202H155ZM170 203V204H169ZM172 203V204H171ZM177 203V204H176ZM205 203H206V205H205ZM227 203V204H226ZM236 203V204H235ZM252 203V204H251ZM262 203V204H261ZM72 204V205H73ZM99 204V205H100ZM158 204V203H157ZM174 204V205H173ZM248 206H247V205ZM249 204L250 205H252V207L254 208V206L255 205H257V206H255V208H261L260 210H263V211H259V209H257V210H253L254 212H256V211H259V214H260V212H262L260 215H259V218L257 217V215L258 214H256V218L254 219V218H252V214H249V212H247L248 210H245V209H248V208H250L249 207ZM259 204V205H258ZM81 205V204H80ZM168 205V206H167ZM173 205V206H172ZM182 205H183V203H182ZM196 205H197V203H196ZM238 205V206H237ZM254 205V206H253ZM7 207H9L8 205H6ZM43 207H40V210H38V213H39V215L40 216H43V214H44V212H46L45 214H48L47 213V210H48V207H49V205H48V203H46L45 205L43 204L42 205ZM45 206V207H44ZM79 206V205H78ZM184 206V205H183ZM154 207V206H153ZM204 209H203V208ZM230 207V209L232 208V210L230 211L228 208ZM239 207V208H238ZM251 207V208H252ZM108 208H109V211H110V213L111 214H113V213H115L116 212V209H115V207H113V205H111V204H109L108 205ZM205 208H206V210H205ZM236 208V209H235ZM242 208V209H241ZM251 208H250V210L249 211H251L252 212V210H251ZM252 208V209H253ZM130 209V208H129ZM129 209H127V212L128 211H130ZM132 209V208H131ZM135 208H133V210H134ZM196 210H199V208L197 209L196 208ZM227 210H229V212L230 213H227L228 211ZM237 210V211H236ZM239 210V211H238ZM12 211H14L13 213V215H15L16 214V216H20L19 215V211L17 210V209H15V208H13L12 209ZM138 211V210H137ZM235 211H236V213H235ZM43 212V214H41ZM127 212H125V213H123L124 215L127 213ZM202 212V213H201ZM204 212V213H203ZM206 212V213H205ZM250 212V213H251ZM37 213V214H38ZM128 213H130L129 215H130V218H129V216L128 215H126L127 216V218H128V220H126L127 222H130V223H132V221L134 222V220L133 219H131V216L132 215H135L134 213L132 214V210H131V212H128ZM127 213V214H128ZM137 213V212H136ZM207 213H208V215H207ZM245 213V214H244ZM21 214V213H20ZM206 214V215H205ZM228 214V215H227ZM243 214V215H242ZM254 214V215H255ZM247 215H250L249 217H251L250 219L252 220L253 219V221H250V219H248V216ZM254 215H253V217H254ZM137 216H140V220H141V218L143 219V217L144 216H141V215H137ZM206 216H208V217H206ZM22 217V216H21ZM223 217V218H222ZM221 218V219H220ZM260 218H261V220H260ZM129 219H130V221H129ZM240 219H242V220H240ZM144 220H145V217H144ZM213 220H215V221H213ZM219 220V221H218ZM222 220V221H221ZM234 220V221H233ZM8 220H7V217L5 218V221H3V223H2V225L5 227L6 226V228H9V225L10 224H8L9 222H7ZM20 221H22L23 222V220H20ZM139 222V220H136L135 222ZM228 221V222H227ZM231 221V222H230ZM255 221V222H256ZM257 221V222H258ZM209 222V223H208ZM215 222V223H214ZM242 222V223H241ZM251 222V223H250ZM254 222V223H255ZM24 223V222H23ZM220 223H222V224H220ZM249 223V224H248ZM229 224L231 225V226H229ZM232 225H234V227L232 226ZM239 225V226H238ZM249 225V226H248ZM231 227H232V229H231ZM237 227V228H236ZM242 227V228H241ZM236 230H234V229ZM227 229H231L230 231L229 230H227ZM242 231V230H241ZM244 231H242V232H240V234H241V236L243 235V236H245L244 235V233H243ZM237 233V234H236ZM243 233V234H242ZM252 233H253V231H252ZM262 234V233H261ZM264 235V234H263ZM249 236H252L251 235V233H250V235ZM246 237V236H245ZM3 238L5 239V240H9L10 238H11V231L10 230H6V231H4V234H3ZM13 251V250H12ZM243 251V253L245 252L244 251V249L242 248V250H241V252ZM25 261H28L27 259H25Z\"/></svg>",
    "mask_w": 264,
    "mask_h": 264
}]
</instances>
